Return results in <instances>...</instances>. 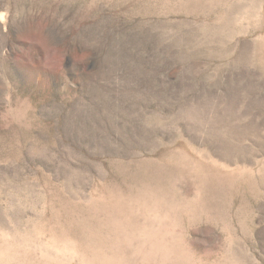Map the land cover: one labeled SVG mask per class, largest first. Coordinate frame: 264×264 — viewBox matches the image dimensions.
<instances>
[{"label":"rangeland","instance_id":"1","mask_svg":"<svg viewBox=\"0 0 264 264\" xmlns=\"http://www.w3.org/2000/svg\"><path fill=\"white\" fill-rule=\"evenodd\" d=\"M0 264H264V0H0Z\"/></svg>","mask_w":264,"mask_h":264}]
</instances>
